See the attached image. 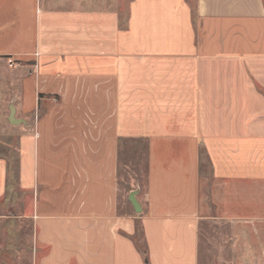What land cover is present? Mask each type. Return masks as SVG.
I'll list each match as a JSON object with an SVG mask.
<instances>
[{
    "label": "crops",
    "instance_id": "crops-1",
    "mask_svg": "<svg viewBox=\"0 0 264 264\" xmlns=\"http://www.w3.org/2000/svg\"><path fill=\"white\" fill-rule=\"evenodd\" d=\"M0 69L32 264H264V0H0Z\"/></svg>",
    "mask_w": 264,
    "mask_h": 264
},
{
    "label": "rangeland",
    "instance_id": "rangeland-1",
    "mask_svg": "<svg viewBox=\"0 0 264 264\" xmlns=\"http://www.w3.org/2000/svg\"><path fill=\"white\" fill-rule=\"evenodd\" d=\"M123 1L125 2L126 0ZM5 77L4 71L0 69V92L4 86ZM2 97L0 94V156L3 159H10L17 168L19 161V140L23 130H21L20 126L15 128L9 122L11 109L8 107V101ZM138 148H140V154L137 152ZM120 177L123 185H129V187H121L123 190L122 196L127 197L134 191H138V194L142 196L146 180V151L143 145L130 144L127 150L122 153ZM18 186L19 177L15 182V191L9 190L5 201L0 205V215L5 217L0 220V264L33 263L31 248L33 232L29 222L19 219L24 214L26 199ZM13 197L14 202H10ZM11 216H14L16 220H11ZM137 239L140 242L139 244L143 246L140 235ZM210 246L205 240L201 264H225L226 257L209 255L211 252H214Z\"/></svg>",
    "mask_w": 264,
    "mask_h": 264
},
{
    "label": "trees",
    "instance_id": "trees-1",
    "mask_svg": "<svg viewBox=\"0 0 264 264\" xmlns=\"http://www.w3.org/2000/svg\"><path fill=\"white\" fill-rule=\"evenodd\" d=\"M7 161L8 164V172H9V183H11V187H8V191H15V187L14 184L15 182L18 180L19 177V169H20V158L18 161V167L16 168L14 166V163L10 161V159H5ZM136 236L133 237V242L136 246V248L138 249V251L141 253V255L143 256V259L145 261V264H149V257H148V250H147V245L145 243H143V246H141V244H139V240L137 239V237L140 235V237H143L142 234V230L140 228V226H137V232H136Z\"/></svg>",
    "mask_w": 264,
    "mask_h": 264
},
{
    "label": "water",
    "instance_id": "water-1",
    "mask_svg": "<svg viewBox=\"0 0 264 264\" xmlns=\"http://www.w3.org/2000/svg\"><path fill=\"white\" fill-rule=\"evenodd\" d=\"M10 109H11V113H10V117H9V122L12 125H20L21 123H24L23 121L17 120L15 118V109H14V107L10 106ZM137 195H138V191L131 192L130 195H129V201L132 204L135 212L137 214H140L142 212V209H141V205L139 204V202L137 200Z\"/></svg>",
    "mask_w": 264,
    "mask_h": 264
},
{
    "label": "built area",
    "instance_id": "built-area-1",
    "mask_svg": "<svg viewBox=\"0 0 264 264\" xmlns=\"http://www.w3.org/2000/svg\"><path fill=\"white\" fill-rule=\"evenodd\" d=\"M12 65V63H10Z\"/></svg>",
    "mask_w": 264,
    "mask_h": 264
}]
</instances>
